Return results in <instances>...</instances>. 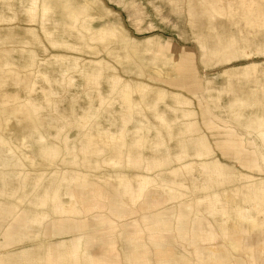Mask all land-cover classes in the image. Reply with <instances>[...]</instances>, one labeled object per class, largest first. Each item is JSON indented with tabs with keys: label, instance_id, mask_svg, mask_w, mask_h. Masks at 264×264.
<instances>
[{
	"label": "rangeland",
	"instance_id": "obj_1",
	"mask_svg": "<svg viewBox=\"0 0 264 264\" xmlns=\"http://www.w3.org/2000/svg\"><path fill=\"white\" fill-rule=\"evenodd\" d=\"M83 1L90 3L91 9L97 15L114 20L118 40H115L116 45H112L109 54H101L103 60L100 65L104 67L106 73L119 75L122 82L133 80L143 85L147 84V90L134 91L132 94V100L141 102L142 109L140 113L137 108L125 111L127 127L125 126L123 132L120 130L123 124L119 119L120 113L115 114L117 119L112 120L104 118L103 115L88 113L85 122H82L80 112L70 117L60 111L64 102L55 101L59 98L58 95L54 96L50 104L45 99L44 91L49 84L37 75L36 63L22 68L15 66V63L8 64L9 67H16L27 73L28 80L23 81L22 85L24 84L31 92V97L26 98L44 108L32 114L33 123L30 126L32 133L29 130H18L27 112L17 108L27 102V99L11 98L7 102L3 101L1 91L6 84L0 79L2 110L0 154H7L11 160L13 159L10 166H0V172H4L3 175L0 173V189L3 188L6 192L0 195V200H7L6 202L10 203L13 201L14 205H17L16 210L10 214L11 217H3L1 220L0 214V264H97L95 261L97 257L100 264H133L132 260L141 254L143 247L146 248L143 243L149 247L151 264H162L159 263L160 256L167 258L169 264H184L186 260L195 259L196 255L193 252V245L188 246L190 252L185 254L179 240L173 238L168 242V236L174 231L173 227L167 226L163 230L166 234L165 240L161 242L153 240L158 245L156 246L152 241L153 234L148 230L141 213L136 215L134 225L126 224L125 221L124 227L113 224V221H116L113 214L119 220H125V217L131 218L130 216L139 210L151 216L160 212L165 220L176 222V216L172 214L177 212L175 185L180 181H185L187 185L190 183L188 186L192 188L187 189L185 196L191 203L192 220L196 212L205 210L209 205L207 199L198 207L194 203L196 197L211 195L210 199L215 200L216 196L213 193L221 192L223 198L243 203L242 194L235 195L236 187L244 181L241 176L250 174L255 178L264 177V159L261 155H264V141L258 134L259 129L264 128V117L260 118L264 115V37L250 40L252 36L249 27L243 20L230 22L225 18H218L214 25H208L205 21L206 15L200 9L205 3L212 4L217 0ZM231 1L234 7L237 6L238 0ZM257 1L246 0V3L253 8ZM193 6L195 14L191 12ZM238 12L237 6L235 13ZM52 16L56 14L52 13ZM262 26L264 28V25ZM201 36L212 37L214 42L234 41V49L223 46L206 49ZM252 41L255 43L252 44ZM15 43L17 42H7L8 45ZM123 43L126 44V48L120 49ZM249 44L252 45L248 46ZM218 49L221 52H216ZM37 57L40 58L41 55L38 54ZM247 71L248 74H245ZM47 74L49 77L55 76V72L50 68H47ZM107 87V82L102 76L97 88L103 90ZM161 92L164 94L161 95ZM81 95L82 98H88L87 95ZM118 102L119 100H116L117 104ZM155 102L156 109L166 119L164 124L155 116L153 108ZM104 105L111 106L108 101ZM119 109L118 107L117 110ZM258 116L260 120H257ZM188 125L190 130L187 129ZM86 133L92 135V138L88 139L89 135ZM140 137L142 143L138 149L134 142ZM193 137L207 143L212 153L209 159H218L225 166V173L218 175L213 165H209L210 168L208 166L203 168L200 165L201 161L193 160L197 158L194 155L181 161L171 158L163 166L146 169L152 158L163 157L168 152L174 157L181 150V139L188 141L189 151H195L197 145L191 142ZM87 139L88 142H94L88 151L83 149L85 142L88 143ZM121 142L124 143L123 147L119 146ZM43 147L55 150L58 156L51 161L43 159ZM119 151L123 159L117 158ZM132 151L134 155L141 154L144 158L146 156L140 166L128 161V155ZM150 155L156 157L151 158ZM86 156L90 159L85 160ZM185 162H194L191 172L177 175L171 172ZM72 173L78 174L79 178L85 174L89 175L86 178L91 184L97 182L102 185L105 197H101L92 185L84 184L83 191L87 198L108 201L114 199L115 203L99 204L92 210H86L85 206L79 205L78 209L60 212L54 210L50 202L37 201L39 197H45V190L50 197L62 179ZM139 174L156 178L150 186L158 183L157 192L148 198L154 202L151 208H144L138 204L143 201L142 197H138L134 202L129 201L132 195L130 190H117V186H124L130 180L131 184L133 181L132 186L135 188ZM159 185L168 187L163 191ZM170 186H174L173 189ZM64 195L63 199L69 202V196ZM165 195L168 196L166 200ZM127 201L129 205L126 204ZM171 202L175 204L173 207L165 206L166 203L172 205ZM127 206L128 211L132 212L130 216L125 214ZM30 208L34 211L31 212ZM114 209L118 212H114ZM227 210L230 215H234L237 214L238 208L232 207ZM35 211L38 212V216L44 214L46 218L60 220L58 224L62 223V227L69 234H59L50 226L32 221L30 217L26 220L25 216L30 213L35 216ZM98 213L104 217V221L97 222L101 219ZM92 215L97 220L91 218ZM76 222H81V225H75ZM258 227L259 225L256 226L257 230L242 232L241 241H231L224 236H218L216 240L209 242L213 246L221 245L227 249L232 264H237L236 260H241L243 264H264L262 261L257 260L253 263L250 260L251 252H254L253 248L256 245L252 240L256 241L255 237L261 234ZM87 229L91 231L93 237L92 234H86L85 237L91 241L86 246V240H83L80 247L87 257L75 258L70 250L72 249L70 240L73 237L71 232L83 230L87 233ZM136 231L140 232L143 243L141 241L134 243L128 239V236ZM175 232L183 242L203 245L201 244L203 241H187L179 237L176 229ZM58 242H60L58 247L51 245ZM260 247L262 246L259 245L257 250L258 259L264 256L263 251L259 252ZM52 248L56 249L52 252ZM11 254H20L22 260L14 258ZM89 254L92 255V259ZM48 256H51V259H47Z\"/></svg>",
	"mask_w": 264,
	"mask_h": 264
},
{
	"label": "bare ground",
	"instance_id": "obj_2",
	"mask_svg": "<svg viewBox=\"0 0 264 264\" xmlns=\"http://www.w3.org/2000/svg\"><path fill=\"white\" fill-rule=\"evenodd\" d=\"M218 1L221 3H217ZM217 2L212 4L205 3L203 5L204 7L200 9L206 15L205 21L208 25H214L218 18H225L230 22L243 20V22L246 23L245 25L249 27V33H251L250 35L252 36L250 40H252L253 38H258L260 36L264 37V28L262 26L264 25V2L258 0L254 4V7L251 8L250 4L246 3V0H238V13H235L237 6L234 7L231 0H217ZM191 12H194V14L196 13L194 6ZM52 13L56 14V16H52ZM117 32L118 31L115 26L114 20L109 19L105 16L97 15V13L94 12L93 9H91L90 3H86L83 0H0V79H3L2 82L6 84L5 88L1 91L2 100L7 102L11 98L21 100L22 98H29V96L31 97V92L25 88L24 84L22 85L23 81L28 80L27 73H25L21 69H17L16 67H9L8 64L15 63V66H17L18 68H22L25 66L34 65V63H36L37 75L42 77L49 84L45 89L46 91H44V97L46 100H48L49 104L54 100V96L58 95L59 98L55 101L61 100L64 102V105L60 107V111L63 112L65 116L70 117H74V114L80 112L82 122H85V118L87 117L88 113H90L91 115H103L104 118L111 120L115 118L117 119V116H115V114L120 113L119 119L123 121L120 130L123 132L125 130L127 122L125 111H133L137 108V111L140 113L142 109V103L134 102L132 100V94L134 91L143 92V89L147 90V84L143 85V83L135 82L133 80L122 82V79L119 75L106 73L104 67L100 65L103 60V58H101V54H109L112 50V45H116L115 40H118ZM218 36L220 37L221 35ZM201 40L204 42L206 49H216V47L222 46L226 48H232L235 45L234 41L219 40L217 42H214L212 37L209 36H201ZM9 41L17 43L8 45L7 42ZM253 43L255 42L252 41V44ZM252 44H249L248 46H251ZM121 45L122 46L120 47V49L126 48V44L123 43ZM56 48L59 50L54 51L53 49ZM116 48L118 47L116 46ZM216 52L221 51L220 49H218ZM38 54L41 55L40 58L37 57ZM83 54H86V56H83ZM10 58L13 59L11 60ZM47 68H50L55 72L54 77L48 76ZM246 73L248 74V71L245 72V74ZM102 76H104L108 85V87L103 90L101 88H97ZM81 94H84L85 96L87 95L88 98H82ZM160 94L163 95L164 92H161ZM114 95H118V97ZM175 96H177V94ZM116 100H119L118 104L116 103ZM107 101L110 102L111 106L104 105ZM136 105L140 107H135ZM118 107L120 108L119 110H117ZM156 107L157 105L155 102L153 104V108H155V116L158 117L164 124L166 122V119H164V115H162L159 110L156 109ZM167 107L171 108L170 105H167ZM43 108L44 107L38 106V104L31 99H27V102L20 104L17 109L26 111L27 115L25 117L23 116V120L22 118H20V121H22L21 125L18 126V130H29V132H31L32 128H30V126L32 125L31 123H33L32 114L33 112H39ZM1 111L2 110L0 109V120L2 119ZM263 117L264 115L260 116V118ZM257 118H259V116ZM260 118L257 120H260ZM148 126L150 127L151 124H148ZM187 129L190 130L189 125ZM258 132V134L264 141V128L259 129ZM87 134L88 133H86V135ZM88 135V139H91L92 135ZM153 136L155 135L153 134ZM116 142L118 141L116 140ZM191 142L197 145V149L195 151H189L187 148L189 144L188 141L186 139H181V150L176 153L174 157H171V155L173 154L170 155L169 152L166 153L165 156L159 158H157L156 156H152L156 157L152 158L150 155V157L152 158V162L149 161L146 169L150 170L153 168H157V166H163V164L168 160H171V158L181 161L189 159L194 155L197 156V158L193 160L201 161L200 165L203 168L207 166L209 167V165H213L216 169L215 172L218 175L226 172V170L224 169L225 166H223V164H221L218 159H209L212 153L211 148L207 145V143H205L204 141H200L195 137L191 138ZM1 143L4 144L5 142ZM93 143L94 142L91 141L88 143L85 142V145H82L83 149L87 150ZM141 143V137L134 142L135 146H138V149L140 148L139 145H141ZM123 145V142L119 143L120 147H123ZM104 146L106 145H103V147ZM105 148H103V150ZM134 149L135 148L133 147V151ZM119 153L120 151L118 152V155ZM132 153L128 155V161L135 166H140V164L145 161L146 156L144 158L141 154L136 153L138 155H134V153ZM261 155L264 159V155ZM57 156L58 155L55 150H52L48 147L42 148L43 159L51 161ZM12 157L14 158L15 156ZM119 157L122 158V155L117 156V158ZM257 157L258 156H256V158ZM84 159L88 160L90 159V157L88 158L86 156ZM12 160L9 155L0 154V166H10ZM96 163H98L97 159ZM193 164L194 162L182 163L180 164V167H177V169L172 170L171 172L175 175L180 173H189L193 170ZM0 173H2L3 175L4 172ZM39 173L41 174V172ZM31 175L33 174L31 173ZM4 176L6 177V174H4ZM86 176L89 175L85 174L81 178H79L78 174L72 173L70 176L64 177L62 179V182L53 189L50 197L49 195H47V191L45 190V197L42 195L43 197H39V200H37V198L35 199L37 201H40V203L50 202L51 207L54 210H59L60 212H66L74 210L76 208L78 209L79 205L85 206L86 210H92L99 204L115 203L114 199H110L108 201L102 199L87 198L83 191L84 184L86 183L92 185L93 188L99 192V195H101V197H105V194L103 192L104 189L102 188V185H99L97 182L91 184ZM138 176L139 178L136 182L135 188H133L132 186V184H134L133 181L131 184L130 180L127 182V184H124V186H117V190H130V192H132V195L128 199L129 201L134 202V200H136L138 197H142L143 201L138 204H140L141 207L144 206V208H151L154 206V202L148 198L151 194H155L157 192L156 188L158 187V183L153 184L156 187H153V185L150 186V184L155 181L156 178L140 174ZM173 177L175 178V176ZM188 178L190 179V176H188ZM241 179H243L244 181L241 185L236 187L235 195L238 196L242 194V201L243 203L248 202L247 204H240L239 202L231 201L230 198H223L221 192L213 193L216 196L215 200L210 199L211 195L196 197L194 203H196L198 207L207 199H209V205L205 208V210L201 209V211L196 212L193 220L190 216L191 203L189 202V199L185 197L187 195L186 191L189 188L188 185L190 184V181L188 182V185L185 181L178 182L175 185V190L177 192L175 194V198H177V212L172 215L176 216L175 229L177 230L179 237L191 242L205 240L212 241L216 240L218 236H224L231 241H241L242 232L252 231L253 229L257 230L256 226L259 225L258 232H260L261 234L255 237L256 245L254 246V252H251L250 257L251 262L255 263L258 260L257 257H259L257 254L258 246L261 244L262 247L259 248V252L263 251L264 253V177L255 178L253 175L249 174L247 176H241ZM159 186L161 190L163 189V191L165 187H168L167 185H163L162 187L161 185ZM192 186L193 184L191 185V187ZM208 186L213 187V185ZM170 187L171 189H173L174 186ZM5 193L6 192L3 188L0 189V195H3ZM64 194L69 196V202H66L63 199ZM167 197L168 196L165 195L164 199L166 200ZM6 201L0 200L1 220L3 217H11L10 214L13 213L17 207V205H14L13 201L12 203H10V201ZM126 204L129 205L128 201L126 202ZM232 207L238 208L237 214L230 215L228 213L227 209ZM30 210L31 212L34 211L31 208ZM126 210L127 211L125 212V214L127 216H130L132 212L130 210L128 211V206ZM114 212L118 211H115L114 209ZM37 213L38 212H36V215L34 214L35 216H33V213L32 215L31 213L30 215L28 214L27 216H25L26 220H28V217H30L32 221L34 220L36 222L50 226L54 229V231H57L58 233H68L67 230H64V227H62V223L58 224V222H61L60 220L56 221L52 217L46 218L44 214H42L43 216H38ZM143 217L146 219V225H148L149 229L154 233L153 240L157 242L165 240L166 234L163 232V230L167 226L173 227V220H165L160 212L152 216L144 214ZM127 219H129V217H125L124 221H126V224L131 223L132 225H134L136 222L134 218H130L131 220L129 222L127 221ZM75 225H81V222H76ZM85 235L86 234L82 233L83 239L86 238ZM76 238L77 237H74L73 235L70 240V244L72 246V249L70 250L72 255L75 258L87 257L84 256V251H81L80 249L81 244L83 243L82 238L80 237L81 239L79 238L78 240H76ZM128 239H130L134 243L139 242L140 233L138 231L132 232L128 236ZM193 244V251L196 255L195 260L200 262L201 264H232L229 251L223 248L221 245L219 247H215L213 245L199 246L195 243ZM247 246L250 247L249 245ZM55 249L56 248H52V252ZM25 252L27 251H23V253ZM11 256L22 260L20 254H11ZM146 256L147 248L143 247L141 254L133 259L131 263L143 264V262L147 258ZM90 257L92 259V255H90ZM90 257L88 256V258ZM47 259H51V256H48ZM168 261L169 260L167 258L161 256L160 262L162 264H169ZM240 261L236 260L237 264H243V262ZM262 262L264 263V259H262ZM183 263L192 264L193 260H186ZM97 264L100 263L97 262Z\"/></svg>",
	"mask_w": 264,
	"mask_h": 264
},
{
	"label": "crops",
	"instance_id": "obj_3",
	"mask_svg": "<svg viewBox=\"0 0 264 264\" xmlns=\"http://www.w3.org/2000/svg\"><path fill=\"white\" fill-rule=\"evenodd\" d=\"M120 198H122L121 196H119ZM172 203V202H171ZM175 204L174 203H172V205H170V204H168V203H166V205L165 206H168L169 208H171V207H173ZM101 207H104V206H100V208ZM107 208V207H106ZM108 209V208H107ZM109 210V209H108ZM110 211V210H109ZM111 212V211H110ZM138 213H141V217H143V214H144V211L143 210H139L137 213H135V214H133V215H131L130 217L131 218H134V219H136L137 220V218H136V215L138 214ZM99 214V213H98ZM111 214H113L112 212H111ZM100 215V217H101V219L100 220H97V218H95V217H93V215L91 216V218H93V219H95V220H97V222H102V221H104V217L101 215V214H99ZM113 216H114V218L116 219V221H113V224H117L118 226H122V227H124L123 226V223L125 222L124 220H119L114 214H113ZM144 218V217H143ZM130 220V218L128 219V221ZM144 220H146L145 218H144ZM88 221H89V218H88ZM146 222V221H145ZM88 226V225H87ZM175 226H176V223H175V221H173V228H174V231H173V233H172V235L171 236H168V242L171 240V239H175L176 238V240H179L180 242H181V244L183 245V248H184V253L186 254V253H188V252H190V249L188 248V246H191V245H193V250H194V244L193 243H186V242H183V241H181L178 237H177V235H176V232H175ZM147 228H148V230L153 234V238H154V233H153V231L152 230H150L149 229V227H148V225H147ZM4 229V228H3ZM74 236H77V240L81 237L82 238V241L83 240H86V246L90 243V241H91V239L89 240V239H87V238H84L83 239V237H82V233H85V234H92L91 233V231L90 230H88L87 229V233L86 232H84L83 230H76V231H73V232H71ZM140 233V232H139ZM59 234H69V233H61V232H59ZM79 235V236H78ZM92 237H93V234L91 235ZM80 238V239H81ZM153 238H152V241H153ZM140 241H141V235H140ZM206 241H210V240H205V241H203L201 244H203L204 246L205 245H212L210 242L209 243H206ZM254 243H256V241H254V240H252ZM84 242V241H83ZM142 242V241H141ZM60 242H58V243H53V244H51L52 246H57L58 244H59ZM143 243V242H142ZM153 243L156 245V246H158L154 241H153ZM62 244V243H61ZM145 246H146V248H147V258L145 259V261L143 262V264H151L152 262H151V260H150V258H149V247H148V245L146 244V243H143ZM242 244L244 245V247H246V245L242 242ZM262 245V244H261ZM59 246V245H58ZM57 246V247H58ZM220 245H218V246H215V247H219ZM82 247V246H81ZM259 247V246H258ZM194 252V251H193ZM91 255V254H90ZM130 255H131V258H132V252H130ZM160 255H161V253H160ZM98 257L96 258V260L95 261H97L98 262ZM160 259H161V256H160V258H159V263H160ZM196 259V258H195ZM195 259H192L193 260V263L192 264H201L200 262H198V261H196ZM262 259H264V256L262 257V258H259L258 259V262H261L262 261Z\"/></svg>",
	"mask_w": 264,
	"mask_h": 264
}]
</instances>
